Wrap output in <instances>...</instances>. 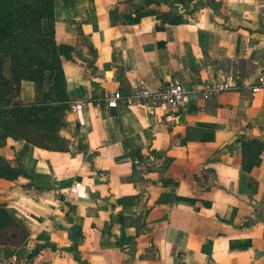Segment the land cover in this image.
I'll return each instance as SVG.
<instances>
[{"label":"crops","instance_id":"obj_1","mask_svg":"<svg viewBox=\"0 0 264 264\" xmlns=\"http://www.w3.org/2000/svg\"><path fill=\"white\" fill-rule=\"evenodd\" d=\"M145 1H56L67 152L0 143V157L28 175L0 179V204L18 224L0 235V260L18 251L24 264H264V152L250 173L242 157L244 141L264 143V0H188L183 23L162 30L157 15L124 18ZM225 80L238 90L194 92L178 111L106 103L143 85ZM20 96L34 103L35 85L22 82ZM201 129L215 139L187 140Z\"/></svg>","mask_w":264,"mask_h":264},{"label":"trees","instance_id":"obj_2","mask_svg":"<svg viewBox=\"0 0 264 264\" xmlns=\"http://www.w3.org/2000/svg\"><path fill=\"white\" fill-rule=\"evenodd\" d=\"M57 0H0V143L7 139L26 142L29 146L51 152H67L61 133L66 128L71 110L63 71L65 46L55 41V4ZM132 3L135 0H125ZM188 0H146L136 9L135 17L124 16L131 24L142 18L157 15L165 25H180ZM194 3V0H189ZM167 3L171 11L159 14L149 11L152 4ZM217 9L215 0H199L195 7ZM35 85L36 101H22L21 84ZM187 140L211 142L212 130H197ZM264 152L258 140L242 144L243 171L250 173ZM22 167L14 168L0 157V179L15 181L27 177ZM18 227L5 207L0 204V235ZM80 234V232H79Z\"/></svg>","mask_w":264,"mask_h":264},{"label":"built area","instance_id":"obj_3","mask_svg":"<svg viewBox=\"0 0 264 264\" xmlns=\"http://www.w3.org/2000/svg\"><path fill=\"white\" fill-rule=\"evenodd\" d=\"M260 81L262 84H264V79H261ZM262 84L255 86L252 91L254 93H259ZM236 90H238V86L233 80L210 83L200 89H197L196 91L182 83H175L165 89L158 91H153L143 85L134 89L128 95L122 93L121 91L112 92L106 97V103L109 109H118L119 106L159 107L162 105H168L172 109L178 111L190 104L191 96L194 92H197L201 98L208 100L223 93ZM73 109L77 113H81L83 111V103H76ZM78 119L79 122L83 124V120L80 116ZM80 186V184H77L75 187L78 189ZM0 264H24V261L22 260L19 252L15 251L8 258L0 260Z\"/></svg>","mask_w":264,"mask_h":264},{"label":"water","instance_id":"obj_4","mask_svg":"<svg viewBox=\"0 0 264 264\" xmlns=\"http://www.w3.org/2000/svg\"><path fill=\"white\" fill-rule=\"evenodd\" d=\"M111 115L114 116V117H117V112L116 111H112Z\"/></svg>","mask_w":264,"mask_h":264},{"label":"rangeland","instance_id":"obj_5","mask_svg":"<svg viewBox=\"0 0 264 264\" xmlns=\"http://www.w3.org/2000/svg\"><path fill=\"white\" fill-rule=\"evenodd\" d=\"M62 138V137H61ZM17 224V223H16ZM18 225V224H17Z\"/></svg>","mask_w":264,"mask_h":264}]
</instances>
